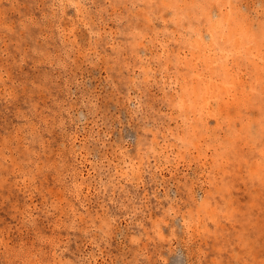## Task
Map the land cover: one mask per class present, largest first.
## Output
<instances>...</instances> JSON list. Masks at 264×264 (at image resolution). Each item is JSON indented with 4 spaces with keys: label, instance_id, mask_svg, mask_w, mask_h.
Returning a JSON list of instances; mask_svg holds the SVG:
<instances>
[{
    "label": "rangeland",
    "instance_id": "rangeland-1",
    "mask_svg": "<svg viewBox=\"0 0 264 264\" xmlns=\"http://www.w3.org/2000/svg\"><path fill=\"white\" fill-rule=\"evenodd\" d=\"M0 264H264V0H0Z\"/></svg>",
    "mask_w": 264,
    "mask_h": 264
}]
</instances>
